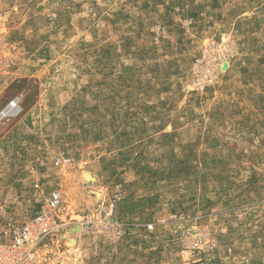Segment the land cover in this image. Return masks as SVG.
I'll return each instance as SVG.
<instances>
[{
    "label": "rangeland",
    "instance_id": "1",
    "mask_svg": "<svg viewBox=\"0 0 264 264\" xmlns=\"http://www.w3.org/2000/svg\"><path fill=\"white\" fill-rule=\"evenodd\" d=\"M0 115L24 264H264V0H0Z\"/></svg>",
    "mask_w": 264,
    "mask_h": 264
},
{
    "label": "built area",
    "instance_id": "2",
    "mask_svg": "<svg viewBox=\"0 0 264 264\" xmlns=\"http://www.w3.org/2000/svg\"><path fill=\"white\" fill-rule=\"evenodd\" d=\"M61 203L62 193L56 189L45 205L22 223L13 218L0 221V264H24L31 260L34 250L60 228L55 211Z\"/></svg>",
    "mask_w": 264,
    "mask_h": 264
},
{
    "label": "bare ground",
    "instance_id": "3",
    "mask_svg": "<svg viewBox=\"0 0 264 264\" xmlns=\"http://www.w3.org/2000/svg\"><path fill=\"white\" fill-rule=\"evenodd\" d=\"M1 116H2V115H0V119H1ZM95 193H97V192H95ZM97 194L100 195L99 193H97ZM75 228H76V227H75ZM76 229H77V231H80V226H78ZM76 229H75V230H76ZM70 233L73 234V229H72V231H70ZM71 234H70V235H71ZM72 240H73V239H72Z\"/></svg>",
    "mask_w": 264,
    "mask_h": 264
}]
</instances>
